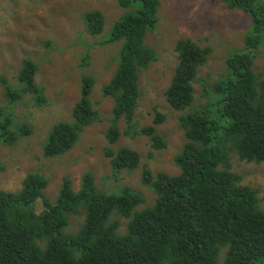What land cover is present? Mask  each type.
Instances as JSON below:
<instances>
[{"label": "trees", "instance_id": "16d2710c", "mask_svg": "<svg viewBox=\"0 0 264 264\" xmlns=\"http://www.w3.org/2000/svg\"><path fill=\"white\" fill-rule=\"evenodd\" d=\"M128 12L116 20L100 46L120 43L117 68L101 86L111 98L109 125L105 131L104 157L114 176L138 168L139 154L120 147L121 135L144 136L152 150L167 147L155 127L139 128L135 111L140 97L138 75L154 62L145 46L148 31L157 24L160 0H115ZM227 9L245 13L251 20L242 49L226 59V73L215 83H201L206 103L191 109L200 68L212 54L190 39L175 43L177 54L171 80L164 91L168 106L177 112L183 144L173 158L175 176L144 169L140 182L152 191V204L140 192L123 186L111 192L96 188L91 172H85L78 190L64 177L55 200L44 195L48 179L26 174L18 191L0 189V264H264V195L242 185L232 171L231 155L238 160L264 163V66L263 77L253 72L256 50L264 42V0H220ZM85 32L99 36L103 17L99 11L84 15ZM37 66L22 60L17 87L1 79L5 109L0 108V143L12 146L27 136V127L13 129L12 106L30 94L36 107L47 104L44 89L34 78ZM79 98L69 121L54 123L43 143L45 157L67 153L83 131L96 122L97 111L90 95L91 76H82ZM123 122L121 131L119 122ZM83 213L76 231L67 232L69 219ZM120 219L127 220L125 233L118 232Z\"/></svg>", "mask_w": 264, "mask_h": 264}, {"label": "rangeland", "instance_id": "374dc122", "mask_svg": "<svg viewBox=\"0 0 264 264\" xmlns=\"http://www.w3.org/2000/svg\"><path fill=\"white\" fill-rule=\"evenodd\" d=\"M91 11H99L103 17L99 36L85 32L83 18ZM127 12L115 0H0V80L4 79L10 87L16 88L22 60L28 58L37 66L34 82L44 89L47 99L46 105L36 107L31 95L25 94L12 106L13 129L24 126L30 134L19 138L12 146L0 143V189L18 191L26 174L39 173L48 179L43 193L53 201L64 177L71 181L76 191L81 176L89 171L101 192L126 186L143 194L145 203L138 208L142 210L154 200L152 191L140 182L142 171L148 169L152 174L162 172L169 176L179 173L173 162L184 141L178 117L187 111L172 110L164 98L177 63L175 43L187 38L212 50L197 74L191 109H199L206 103L200 84L211 86L226 73V59L231 52L242 49L248 27V32L252 30L251 20L241 11L227 9L220 0H160L157 24L144 39L155 60L139 72L140 97L135 119L141 128L151 125L157 114L161 115L163 121L155 129L167 142V147L154 151L144 136L121 135L117 146L136 151L140 162L137 169L114 176L103 154L112 100L104 98L100 88L117 68L120 43L100 46L98 40L107 37L114 22ZM255 54L253 72L261 78L264 42ZM84 75L94 79L90 101L99 119L83 131L67 153L45 157L42 146L48 132L54 123L70 120ZM5 107L0 82V108ZM123 127V122H119L121 131ZM231 165L232 171L241 176L242 185L257 190L261 200L264 163H246L231 155ZM261 209H264L263 204ZM82 219V212L70 217L67 232L76 231ZM119 222L118 232L125 233L127 220L120 219Z\"/></svg>", "mask_w": 264, "mask_h": 264}]
</instances>
